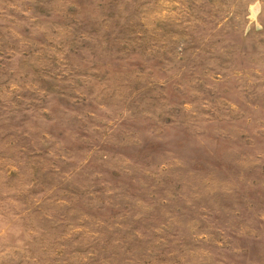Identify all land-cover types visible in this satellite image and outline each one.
<instances>
[{
    "label": "rangeland",
    "instance_id": "rangeland-1",
    "mask_svg": "<svg viewBox=\"0 0 264 264\" xmlns=\"http://www.w3.org/2000/svg\"><path fill=\"white\" fill-rule=\"evenodd\" d=\"M0 264H264V0H0Z\"/></svg>",
    "mask_w": 264,
    "mask_h": 264
}]
</instances>
